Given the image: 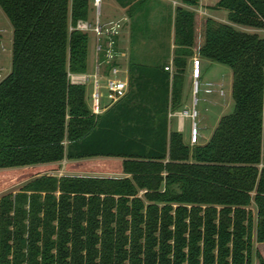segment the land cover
<instances>
[{"label":"trees","instance_id":"1","mask_svg":"<svg viewBox=\"0 0 264 264\" xmlns=\"http://www.w3.org/2000/svg\"><path fill=\"white\" fill-rule=\"evenodd\" d=\"M116 1L132 30L146 18V1ZM0 8L11 27L0 191L25 180L0 196V264H251L253 237L264 242V37L233 24L263 28L264 0H216L210 8L228 22L200 20V42L195 12L177 5L172 56L168 48L152 62L130 56L125 95L98 114L86 86L69 78L88 70L90 36L77 23L91 20V0ZM193 49L231 68L233 108L207 141L190 145L168 113L182 108ZM62 160L74 174H55Z\"/></svg>","mask_w":264,"mask_h":264},{"label":"rangeland","instance_id":"2","mask_svg":"<svg viewBox=\"0 0 264 264\" xmlns=\"http://www.w3.org/2000/svg\"><path fill=\"white\" fill-rule=\"evenodd\" d=\"M114 2V0H103L102 8H101V18L103 16L117 18L126 14L125 8L117 5H111L110 3ZM116 1V0H115ZM146 1L147 7L149 8L147 16L145 19H140L139 26H136L135 29L132 30L131 22L129 18L123 27V32L121 34V42L120 47L123 51L126 52V56L124 58L125 68H127V64L130 56L134 57L137 61L142 62H152L161 57L164 54L165 50L168 48L170 51V31L173 28V13L174 9L177 6L176 0H144ZM117 2V1H116ZM115 2V3H116ZM215 3V0H200V5L202 6L201 10L202 14L198 11H194L196 15L197 26L199 25V16L201 17V22L204 18L208 17L205 15L209 13L213 15V19L221 22H228L226 18L225 10H214L211 9ZM199 5V6H200ZM93 18V11L91 13V19ZM212 18V17H211ZM145 20V21H144ZM223 20V21H222ZM238 29L244 31H254L261 35L260 29H252L241 25L233 24ZM138 27V28H137ZM90 36V45L91 51L95 52L94 49V37L91 33ZM130 40V42H129ZM134 42V43H133ZM133 43V44H132ZM132 44V45H131ZM10 45H11V27L0 8V80L9 72L10 70ZM133 47V48H132ZM96 58V54H95ZM171 60V57L169 58ZM191 57L188 58V60ZM169 60V65L172 67L171 61ZM187 60V64H188ZM173 69V67H172ZM94 71V70H93ZM172 71V70H171ZM124 75V72H122ZM205 78L208 81L214 83L213 91L211 93H206L204 89L206 88L205 82L206 80L199 79V92L196 94L198 99L197 109H198V120L199 125L201 127L202 136L204 141L207 137H209L217 125L219 118L232 111L233 108V99L231 96V81H232V70L228 66L224 64H220L217 62H211L210 65L206 68ZM184 81H187V86L189 85L188 91V100L187 107L190 106L193 99L192 92V81L188 78V67L186 66ZM191 82V83H190ZM86 101L88 104L91 102L90 93H91V84L86 83ZM221 88L223 90V94H220L217 89ZM102 92L100 96L101 104L107 103L109 100L104 96L105 92L103 88H100ZM170 129H173L175 118L170 117ZM189 130V120H184V130L181 132L183 137L186 138L188 136ZM185 141V140H184ZM261 162L264 163V126L262 132V147H261ZM261 166V163L259 164ZM57 173V172H56ZM96 176L105 177L107 174L112 175L113 177L123 176L121 172H111V173H90ZM24 181L15 183L11 186H7L3 190L0 191V196L5 193H14L17 192L21 186L24 184ZM142 191H139L141 194ZM254 210V206H252ZM256 251L259 252L261 257L264 259V246L255 241L254 237L252 240V252H251V264H260L259 259L256 256Z\"/></svg>","mask_w":264,"mask_h":264},{"label":"built area","instance_id":"3","mask_svg":"<svg viewBox=\"0 0 264 264\" xmlns=\"http://www.w3.org/2000/svg\"><path fill=\"white\" fill-rule=\"evenodd\" d=\"M101 4L102 0H91L93 8V18L90 21H78L77 28L91 33L94 37L95 49V69L93 73H70L69 78L73 83L91 84L90 93V108L95 114H98L103 109V104L100 102L102 94L100 88L104 89V96L109 100L105 106L111 105L123 97L127 91L126 70L124 65V58L126 52L119 45V37L122 29L127 22V16L123 15L109 20L101 18ZM264 37V27L260 29ZM165 69L169 71L172 67L166 66ZM124 72V75H122ZM191 77H192V92L193 99L188 107H184L177 111L174 115L178 117L179 124L184 119L189 120V139L188 143L194 145L198 143L199 129H198V99L196 94L199 92V78L200 67L199 59L197 57L191 58ZM206 93L213 91L214 83L206 82ZM217 91L223 94V90L219 87ZM264 117V110L262 112ZM181 126V125H180Z\"/></svg>","mask_w":264,"mask_h":264},{"label":"crops","instance_id":"4","mask_svg":"<svg viewBox=\"0 0 264 264\" xmlns=\"http://www.w3.org/2000/svg\"><path fill=\"white\" fill-rule=\"evenodd\" d=\"M216 1V0H215ZM112 2V1H111ZM116 1L114 0V2H112V3H110L112 6L113 5H117L118 3L116 2ZM102 4H103V0H102ZM102 4H101V8H102ZM176 4L177 5H181V6H184L185 8H188V9H190V10H193V11H198L199 13H201L202 14V10H201V8H202V6L200 5V0H199V4L197 5V6H195V7H190V6H185V5H182L179 1H177L176 0ZM119 5V4H118ZM200 5V6H199ZM120 6V5H119ZM125 15V14H124ZM205 15H207L208 17H212L213 18V15H211V14H209V13H206L205 12ZM125 16H127V15H125ZM113 18V16L112 17H106V16H103L102 17V19L103 20H109V19H112ZM127 18H129L128 16H127ZM200 16H199V25L197 26V42H200L201 41V39H202V34H201V23H200ZM129 21L131 22V20H130V18H129ZM221 21V20H220ZM223 21V20H222ZM123 30V29H122ZM123 32V31H122ZM122 32H121V34H122ZM121 34H120V37H119V40H118V42H119V45H120V42H121ZM170 39H171V42H170V55L172 56V51H173V48H174V44H173V28L171 29V31H170ZM129 42H130V40H129ZM134 43V42H133ZM132 43V44H133ZM131 44V45H132ZM133 48V47H132ZM10 49V48H9ZM170 56V57H171ZM191 58L192 57H197L198 59H199V67H200V78L199 79H203V80H206V82H211V81H208L206 78H205V73H206V68L210 65V61L209 60H207V59H205V58H202V57H200L199 56V54H198V52L195 50V49H193V54L190 56ZM170 60V59H169ZM171 61V60H170ZM124 65H125V61H124ZM95 67V52L93 51V49H92V51H91V45H90V43H89V50H88V70H87V72L86 73H88V74H91V73H93V70L95 69L94 68ZM187 67H188V78H189V80L190 81H192V77H191V59H189L188 60V64H187ZM125 70H126V79H127V68H125ZM187 81H184V84H183V91H182V99H183V105H182V108H184V107H187V100H188V97H189V95H188V91H189V85L187 86V83H186ZM205 82V83H206ZM191 83V82H190ZM213 83V82H212ZM189 94H190V91H189ZM107 103H105V104H103V109H102V111L106 108V107H108V106H105ZM181 108V109H182ZM263 110H264V92H263ZM177 111H174V112H169L168 113V117L170 118V117H174L175 118V122H174V127H173V129H175L176 131H178V132H182L183 130H184V120L182 121V123L181 124H179V121H178V117L176 116V115H174L175 113H176ZM169 122H170V119H169ZM262 126H264V117L262 118ZM181 125V126H180ZM169 126H170V124H169ZM170 128V127H169ZM198 129H199V138H198V143L197 144H199V143H204L205 141H207L208 140V138L209 137H207L204 141H202V139H203V136H202V131H201V127H200V125H199V120H198ZM263 132V131H262ZM182 134V133H181ZM188 139H189V130H188V136L186 137V138H184L183 137V140H185V141H187L188 142ZM65 162H67V160H62L61 161V168L57 171V173H55V174H57V175H62V174H74V173H72V172H70V171H68L67 169H65L64 168V164H65ZM262 164H264V163H262L261 162V165ZM93 173H95V174H97V173H100V172H93ZM107 173H111V172H107ZM116 173H118L119 174V172H116ZM75 174H77V175H82L83 174V172H75ZM91 175H94V174H91ZM108 176H112V175H110V174H107ZM259 244H261L262 246H264V242H261V243H259Z\"/></svg>","mask_w":264,"mask_h":264}]
</instances>
